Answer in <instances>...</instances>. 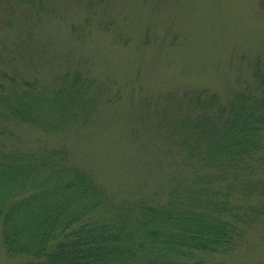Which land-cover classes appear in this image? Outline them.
<instances>
[{"label":"trees","instance_id":"obj_1","mask_svg":"<svg viewBox=\"0 0 264 264\" xmlns=\"http://www.w3.org/2000/svg\"><path fill=\"white\" fill-rule=\"evenodd\" d=\"M57 1L0 0L2 29L17 32L11 46L0 40V239L6 252L23 264H236L220 257L264 223L260 58L226 97L193 86L139 98L132 115L158 139L165 176L149 192L118 199L71 161L68 146L16 143L14 124L44 133L79 131L115 97L80 63L43 73L54 60L34 30L48 6L56 12ZM92 22L88 14L72 24L76 40H87Z\"/></svg>","mask_w":264,"mask_h":264},{"label":"rangeland","instance_id":"obj_2","mask_svg":"<svg viewBox=\"0 0 264 264\" xmlns=\"http://www.w3.org/2000/svg\"><path fill=\"white\" fill-rule=\"evenodd\" d=\"M48 8L34 30L54 60L43 73L80 63L115 97L79 131L44 133L14 124L20 135L16 143L68 146L71 161L118 199L149 192L165 176L158 139L132 115L139 98L193 86H208L226 97L250 77L251 62L260 58L264 64V0H58L56 14ZM88 14L93 22L85 32L90 35L80 42L71 26ZM5 16L0 6V40L11 46L17 32L2 29ZM220 258L264 264V223ZM23 259L9 255L0 239V264H23Z\"/></svg>","mask_w":264,"mask_h":264}]
</instances>
